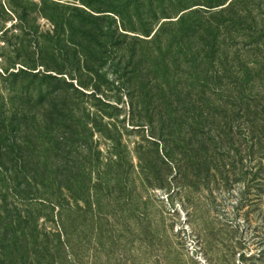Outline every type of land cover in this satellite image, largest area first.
Here are the masks:
<instances>
[{"label":"trees","instance_id":"16d2710c","mask_svg":"<svg viewBox=\"0 0 264 264\" xmlns=\"http://www.w3.org/2000/svg\"><path fill=\"white\" fill-rule=\"evenodd\" d=\"M92 1L38 0L32 59L0 70V264H185L148 192L160 164L264 180V0ZM108 62L123 118L87 93Z\"/></svg>","mask_w":264,"mask_h":264},{"label":"rangeland","instance_id":"374dc122","mask_svg":"<svg viewBox=\"0 0 264 264\" xmlns=\"http://www.w3.org/2000/svg\"><path fill=\"white\" fill-rule=\"evenodd\" d=\"M55 1L80 7L91 4L96 10L100 7L99 1L92 0ZM34 3L38 0H0V70L18 69L22 62L30 61L33 33L36 28L42 32L48 29L47 22L33 13ZM24 13L28 14L25 23L16 24ZM97 70V75L86 77L87 93L95 90L103 102L125 106V117L128 99L119 73L109 62ZM147 135L145 130L127 139L133 143ZM144 151L153 152V148L147 146ZM131 157L135 159L136 154ZM257 162L248 157L236 164L229 160L222 176L193 178L201 183L196 188L188 187L191 177L184 180L167 165L158 166L160 179L153 180L160 181L154 182L148 193L154 199L157 219L163 221L185 264H264V180L254 176L259 173Z\"/></svg>","mask_w":264,"mask_h":264}]
</instances>
